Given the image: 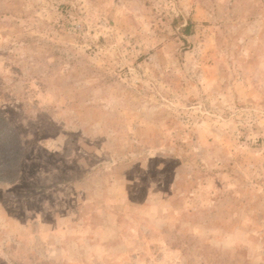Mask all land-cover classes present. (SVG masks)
<instances>
[{
	"label": "rangeland",
	"instance_id": "1",
	"mask_svg": "<svg viewBox=\"0 0 264 264\" xmlns=\"http://www.w3.org/2000/svg\"><path fill=\"white\" fill-rule=\"evenodd\" d=\"M0 110V264H264V0H0Z\"/></svg>",
	"mask_w": 264,
	"mask_h": 264
},
{
	"label": "trees",
	"instance_id": "2",
	"mask_svg": "<svg viewBox=\"0 0 264 264\" xmlns=\"http://www.w3.org/2000/svg\"><path fill=\"white\" fill-rule=\"evenodd\" d=\"M192 25V21H189L183 30L190 32ZM23 149L21 134L0 110V178L3 180L14 178L16 165L22 156Z\"/></svg>",
	"mask_w": 264,
	"mask_h": 264
}]
</instances>
